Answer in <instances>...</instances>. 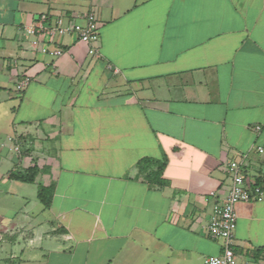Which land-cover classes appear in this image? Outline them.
<instances>
[{"label": "crops", "instance_id": "1", "mask_svg": "<svg viewBox=\"0 0 264 264\" xmlns=\"http://www.w3.org/2000/svg\"><path fill=\"white\" fill-rule=\"evenodd\" d=\"M94 3L0 0V138L21 148H0V264H204L221 252L208 194L227 193V165L264 173V0ZM87 13L97 57L74 37L56 60L26 51L21 27ZM144 158L166 160L162 185ZM32 166V187L6 178ZM235 213V254L264 264V195Z\"/></svg>", "mask_w": 264, "mask_h": 264}, {"label": "built area", "instance_id": "2", "mask_svg": "<svg viewBox=\"0 0 264 264\" xmlns=\"http://www.w3.org/2000/svg\"><path fill=\"white\" fill-rule=\"evenodd\" d=\"M82 19L83 24L78 20ZM79 19L69 20L63 16L50 17L42 14L35 22L20 28L22 34L28 38L25 48L33 54H40L52 60L62 57L65 53L59 40L64 37H74L77 41L88 47L90 56H98L99 26L94 14L87 13ZM115 72H117L115 70ZM31 78L23 77L15 89L22 92L30 83ZM255 130H260L256 126ZM0 148L8 149L14 155L21 154L20 144L13 137L0 139ZM257 152L264 151L257 147ZM246 155L240 160L230 162L227 165V173L230 177V187L227 193L219 197L217 191H211L208 199L211 200V210L207 224V234L210 239L222 240L221 252L218 255L208 256L204 264H240L234 251V235L237 216L235 205L240 202L263 200L264 187L256 182L248 183L244 174L246 168Z\"/></svg>", "mask_w": 264, "mask_h": 264}, {"label": "trees", "instance_id": "3", "mask_svg": "<svg viewBox=\"0 0 264 264\" xmlns=\"http://www.w3.org/2000/svg\"><path fill=\"white\" fill-rule=\"evenodd\" d=\"M165 165H166L165 159L160 162L157 160L144 158L136 164V168L141 173H146V178L150 183L154 185H162L164 181L161 178V174L163 169L165 168ZM37 174H38L37 167L32 166L25 170H18V169L11 170L6 174V178L8 180L15 182L31 184L35 182V178ZM256 184L264 185V173L259 178H257ZM52 195H53L52 187H44V186L37 187L36 196L38 201L42 205L43 209H48L50 207L52 201Z\"/></svg>", "mask_w": 264, "mask_h": 264}, {"label": "rangeland", "instance_id": "4", "mask_svg": "<svg viewBox=\"0 0 264 264\" xmlns=\"http://www.w3.org/2000/svg\"><path fill=\"white\" fill-rule=\"evenodd\" d=\"M83 1H85V2H92L93 4H95L94 3V0H83ZM84 6L87 7L88 5L86 6V3H85V5L83 4V7ZM94 7L95 6L91 7L90 9H87L85 12H87L89 10L92 11V13L93 12H96L95 9H94ZM78 22L81 23V24L84 23L82 19H79ZM20 96H21L20 94L19 95H16V97H17L16 99H19ZM19 186H24V185H19ZM25 186L32 187L31 185H28V184H26ZM3 187H5V185H3ZM207 238H209V236H207ZM215 244L222 246L223 245V241L222 240H217V241H215ZM237 259H238V263H240V264H242V261H249V260H247V257L246 256H242L240 254L237 255Z\"/></svg>", "mask_w": 264, "mask_h": 264}]
</instances>
